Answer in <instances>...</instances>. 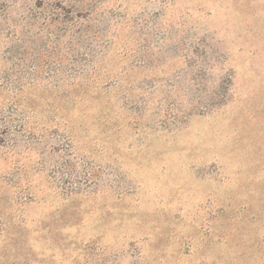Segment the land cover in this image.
<instances>
[{"label":"rangeland","instance_id":"374dc122","mask_svg":"<svg viewBox=\"0 0 264 264\" xmlns=\"http://www.w3.org/2000/svg\"><path fill=\"white\" fill-rule=\"evenodd\" d=\"M88 1L0 0V264H264V0Z\"/></svg>","mask_w":264,"mask_h":264},{"label":"trees","instance_id":"16d2710c","mask_svg":"<svg viewBox=\"0 0 264 264\" xmlns=\"http://www.w3.org/2000/svg\"><path fill=\"white\" fill-rule=\"evenodd\" d=\"M81 2H82V5L85 7V15H80V16H78V17H82V18H84V19H87V17H88V19H92V11H91V7H93L94 6V4H90V2L88 1V0H81ZM82 6V7H83ZM64 10H65V7L63 8ZM84 8H81L80 10H81V12H82V10H83ZM87 19V20H88ZM64 25H65V28H66V31H67V26H69L70 24L68 23V21H67V19L65 20V19H62V21H61ZM78 23H79V28H78V32H79V37L83 40V39H85L86 37H88V36H90V34H92L91 33V25H89V24H86L85 22H83L81 19L78 21ZM69 28V27H68ZM94 32L95 33H98V36L100 37L102 34H99V32H100V30H98V29H96V30H94ZM106 43H109V41H107ZM86 45V46H85ZM108 44H105V45H103V49L102 50H104L105 51V48H106V46H107ZM81 47H84L86 50H88V51H86V55L87 54H89V53H91V51H93L91 54H93L92 55V58H85V62H84V64H83V67H82V69L83 70H81L80 71V75L82 74H84V75H87L88 77H90L91 76V74H93V73H95V72H97L96 70H94L95 69V67H94V65H95V62L97 61L96 60V56L99 54V52H95V50H94V48L91 46V45H89V44H82V46ZM102 52V51H101ZM97 63V62H96ZM88 66H92L91 68H86V67H88ZM95 84H92V83H81V84H76V85H73V86H71L74 90H75V92H71L70 94H76V95H78V96H80L79 98L81 99V98H83V96H88L89 95V97L91 96L93 99H96V98H98L97 96H95V91H94V86ZM79 89V90H78ZM70 94H64V96L65 95H70ZM73 101L74 102H76V100H78V98H77V96H74L73 95ZM66 121L67 122H71V120H68L67 118H66ZM73 121V120H72Z\"/></svg>","mask_w":264,"mask_h":264}]
</instances>
